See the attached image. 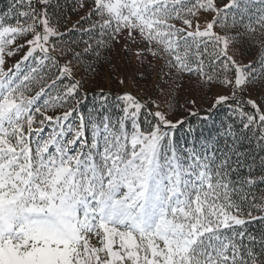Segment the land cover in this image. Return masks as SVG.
Listing matches in <instances>:
<instances>
[{
  "label": "snow or ice",
  "instance_id": "obj_1",
  "mask_svg": "<svg viewBox=\"0 0 264 264\" xmlns=\"http://www.w3.org/2000/svg\"><path fill=\"white\" fill-rule=\"evenodd\" d=\"M65 8L79 15L71 28ZM201 14L212 15L201 23ZM121 41L139 79L162 61L169 108L194 77L197 91L228 92L201 120L227 106L226 120L208 135L189 124L181 145L175 131L187 121L160 102L85 88ZM238 45L257 50L249 63L230 51ZM30 60L50 72H23ZM58 83L57 103L42 110ZM195 105L185 99L189 117L200 116ZM57 106L60 115L47 114ZM0 264H264V0H9L0 9Z\"/></svg>",
  "mask_w": 264,
  "mask_h": 264
},
{
  "label": "trees",
  "instance_id": "obj_2",
  "mask_svg": "<svg viewBox=\"0 0 264 264\" xmlns=\"http://www.w3.org/2000/svg\"><path fill=\"white\" fill-rule=\"evenodd\" d=\"M64 0H61V5H63ZM216 3L219 7H223L224 4L228 3V0H216ZM9 4V0H0V9H6L7 5ZM65 19L64 23L68 28H71L73 24L79 19V15L76 13H68L67 8L64 9ZM83 13H80L82 15ZM212 14H201L200 22L203 23L205 19H210ZM195 23V21H194ZM177 27H182L183 25L177 21ZM87 27V24L84 25ZM64 30V29H62ZM216 31H221L219 27H217ZM80 34L77 31L71 39L79 40ZM67 39V38H66ZM83 39H87V36H84ZM119 45V44H118ZM113 47L110 52H105V56L111 61V63H107L104 65L102 71H100L99 75L93 77L92 75L87 76V83L84 85L85 88L91 89L92 91H99L102 87L106 92H111L113 95L117 93H121L123 91H131L133 95L137 96L141 99L142 102L148 100H155L160 102L161 108H164L169 113V118H172L174 121L179 120L181 118L185 119L187 122L184 124L183 128L178 127L175 131V140L179 144H183L185 139H190V137L185 136V130L189 127V124L197 130L199 134L201 131L204 135H208L210 131L214 128H219L220 123L223 120H226V107H221L215 111L212 116L211 120L202 121L201 117L205 116L209 109L211 108L213 97L211 96V92L206 91H197L194 87L195 78L193 77V85L189 88L183 89L180 93L173 94L176 95V102L172 107H168L165 101L168 97L161 96L160 89H167L168 85L163 82L161 76H158V70L162 63V61H153V67L145 74L143 80L139 79L138 75H133V63L131 62L130 69L128 67V63L125 64V53L124 50L117 46ZM143 46V45H142ZM246 47V46H245ZM26 50V49H25ZM212 51V46L209 45V52ZM230 51L236 52V60L241 64L249 63L253 57L256 55V49H252L251 51H245L244 47L236 46L235 48L231 49ZM121 52V53H120ZM22 52H17V54L11 58H6L5 68H12L13 65L16 63L17 60L20 59L22 56ZM38 55V53H37ZM135 61V59H134ZM207 63V60H206ZM118 66V70L112 72L110 75V70L114 67ZM32 67H37V75L43 76L50 72V68L47 66H37L34 61H29L27 65L22 66V71L27 73L31 70ZM148 63L145 62L144 68H148ZM258 70V68H257ZM54 71V69H51ZM130 73V77L127 78L130 81L125 82V84L118 83L119 79H123V77ZM162 75V74H161ZM80 78V73H77L76 79ZM46 83H51V80L46 81ZM68 80H64L63 84H67ZM63 84H57L55 88L49 89L46 95H43L37 102V106L44 109L45 102L48 101L49 104L57 103L56 97L59 89L63 87ZM32 90L30 93H26L27 95H35L39 88L33 84L31 86ZM219 90L221 94L227 95L228 92L222 88H213L212 90ZM196 99L195 109L199 110L200 116L199 117H189L188 112L182 107L185 103V99ZM91 99V97L89 98ZM63 109L59 108L58 106L55 109H51L47 112L48 115H60ZM86 111V109H85ZM39 117V114H37ZM141 121L143 122V117H141ZM51 125L46 126V131L44 132L45 138L47 137L48 133L51 131ZM35 139V137H34Z\"/></svg>",
  "mask_w": 264,
  "mask_h": 264
},
{
  "label": "rangeland",
  "instance_id": "obj_3",
  "mask_svg": "<svg viewBox=\"0 0 264 264\" xmlns=\"http://www.w3.org/2000/svg\"><path fill=\"white\" fill-rule=\"evenodd\" d=\"M119 47H121V48L123 49V41H121V43L117 46V49H118ZM140 47H143L142 44L140 45ZM132 48H133V50H135L136 45H133ZM120 53H121V52H120ZM124 59H125V58H124ZM130 59H131V62L133 63V66H134V65H135V61H134V59H136L135 56H130ZM149 59H151V57H149ZM146 62H147V61H146ZM126 63H128V67H129L130 69H132V68L130 67V65H129V61H128L127 59H125V64H126ZM132 71H133V69H132ZM129 77H130V73L128 72V73L123 77V79L125 80V82H129V81H130L129 79H127V78H129ZM142 80H143V79H142ZM217 93H220V94H221V92H220L219 90L214 89V90L211 91V96L214 97ZM212 101H213V100H212Z\"/></svg>",
  "mask_w": 264,
  "mask_h": 264
}]
</instances>
